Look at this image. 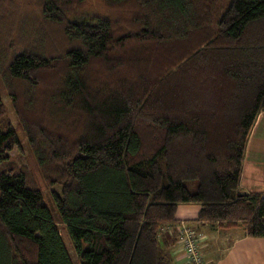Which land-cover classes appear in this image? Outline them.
Returning <instances> with one entry per match:
<instances>
[{
  "label": "trees",
  "instance_id": "1",
  "mask_svg": "<svg viewBox=\"0 0 264 264\" xmlns=\"http://www.w3.org/2000/svg\"><path fill=\"white\" fill-rule=\"evenodd\" d=\"M83 2L40 0L70 46L18 53L0 72L45 183L61 188L53 203L79 264H171L159 235L179 204L200 205L198 223L264 238V195L238 196L264 112V0H108L128 7L120 35L109 18L70 21ZM129 43L151 50L131 59L132 76L116 72ZM99 62L108 82L93 74ZM19 147L7 123L0 264H73L41 192L11 161Z\"/></svg>",
  "mask_w": 264,
  "mask_h": 264
},
{
  "label": "rangeland",
  "instance_id": "2",
  "mask_svg": "<svg viewBox=\"0 0 264 264\" xmlns=\"http://www.w3.org/2000/svg\"><path fill=\"white\" fill-rule=\"evenodd\" d=\"M218 1L221 2L219 6L225 5V0ZM41 13L40 0H0V72L7 62L18 53L33 50L45 54V52L54 50L55 53L62 54L70 46L63 38L61 30L44 23ZM95 17L109 18L116 25V32H119L117 35L128 32L127 22L130 16L126 5H111L108 0H84L81 5L74 7L68 15L70 21L76 22H88ZM148 51L151 50L146 45L129 43L124 49L118 51L123 62H130L129 66L125 69H118L116 72L121 71L123 75L132 76L135 67L133 65L134 60L131 59ZM93 68V74L103 82H108L107 80L114 76L111 74V70H108V66L100 62L95 63ZM0 99L5 109L4 116L0 118V129L10 123L20 142V147L9 153L11 161L17 169L26 173L30 185L41 192L44 203L54 216L73 264H79L66 229L57 217L53 203V193L60 194L61 188L59 186L49 187L45 183L36 158L19 125L8 91L1 82V76Z\"/></svg>",
  "mask_w": 264,
  "mask_h": 264
},
{
  "label": "crops",
  "instance_id": "3",
  "mask_svg": "<svg viewBox=\"0 0 264 264\" xmlns=\"http://www.w3.org/2000/svg\"><path fill=\"white\" fill-rule=\"evenodd\" d=\"M239 192L264 195V112L256 117L249 133ZM198 204H179L175 222L161 229L160 250L171 264H188L178 229L190 226L200 237V250L209 264H264V238H252L242 227L224 228L196 221Z\"/></svg>",
  "mask_w": 264,
  "mask_h": 264
},
{
  "label": "built area",
  "instance_id": "4",
  "mask_svg": "<svg viewBox=\"0 0 264 264\" xmlns=\"http://www.w3.org/2000/svg\"><path fill=\"white\" fill-rule=\"evenodd\" d=\"M178 234L188 264H209L201 253L200 237L193 228L181 225L178 229Z\"/></svg>",
  "mask_w": 264,
  "mask_h": 264
},
{
  "label": "water",
  "instance_id": "5",
  "mask_svg": "<svg viewBox=\"0 0 264 264\" xmlns=\"http://www.w3.org/2000/svg\"><path fill=\"white\" fill-rule=\"evenodd\" d=\"M246 195L244 192H238V196H244Z\"/></svg>",
  "mask_w": 264,
  "mask_h": 264
}]
</instances>
